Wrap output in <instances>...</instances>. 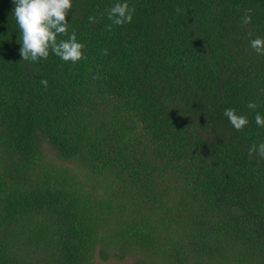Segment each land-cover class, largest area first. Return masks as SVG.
<instances>
[{
    "label": "trees",
    "instance_id": "16d2710c",
    "mask_svg": "<svg viewBox=\"0 0 264 264\" xmlns=\"http://www.w3.org/2000/svg\"><path fill=\"white\" fill-rule=\"evenodd\" d=\"M128 2L132 22L109 30L113 0H74L67 19L86 48L73 65L52 54L23 60L13 0H0V145L24 157L16 203L47 215L30 240L53 264H89L96 245L132 264H264V157L248 155L264 128L247 108L255 100L264 113V56L248 47L249 32L264 36V0ZM104 98L109 119L129 116L121 132L135 144L110 164L94 158ZM227 107L248 115L243 131ZM45 147L85 179L51 181ZM130 156L135 182L122 177L135 170ZM116 175L126 183L108 194ZM9 250L0 237V264H28Z\"/></svg>",
    "mask_w": 264,
    "mask_h": 264
},
{
    "label": "rangeland",
    "instance_id": "374dc122",
    "mask_svg": "<svg viewBox=\"0 0 264 264\" xmlns=\"http://www.w3.org/2000/svg\"><path fill=\"white\" fill-rule=\"evenodd\" d=\"M112 102L110 99L101 100L100 103L103 104L99 111V116L95 118L94 124L97 127H103L105 130L99 129L102 134L103 139H100L97 143L98 150L101 151L99 154L96 153L94 158H96V162L98 163L103 158L104 161H108L109 164L112 161H116V158H119V153L126 151H133L135 148V144L133 143L132 135H125L121 132V123L120 121L126 124V127L132 125L131 120L128 115L125 113H121L119 118L109 119L108 112H111L108 108L107 103ZM112 113V112H111ZM100 116H105L107 126L103 124L101 119H98ZM110 120V121H108ZM108 141L111 142L110 149H106V144ZM43 150L44 162L47 167H51L52 170L55 169L51 175V181L55 180L58 182H73L78 184L79 182L85 179V170L81 168H77L74 164L70 162H60L55 159L52 151L48 150L45 147ZM104 151V152H103ZM3 153H6L10 156L9 164L4 162ZM109 154V156H108ZM100 155V156H99ZM24 157L21 156L19 152L14 151L11 146L8 145H0V237L3 240V244L6 248H10V252L18 253V255L23 256L24 259L30 264V257L33 260L32 264L42 263V264H53L52 255L49 251H42L41 242H34V240H30L29 230L36 229L39 227L41 223H45L47 220V215L44 211L40 213H34L28 207L20 206L16 203L17 196L14 194L16 187L21 184L22 174L20 171L19 165L23 162ZM131 164L134 169L131 171V174L125 173L122 177H127L129 181L135 182L136 176L135 172H137L136 167L138 166V159H135V156H130ZM16 166L17 172L13 171V167ZM44 169V167H42ZM130 170L124 171L129 172ZM121 173V171H117ZM122 177L116 175L114 183H112V187L109 189V193H115L116 190L120 188V185L124 186L126 182L122 180ZM42 178V177H41ZM50 182H48L49 185ZM99 183V181H98ZM54 185H49L48 188H52ZM87 187V186H86ZM24 186L20 187L22 190ZM112 188V189H111ZM99 192L107 191L108 188L101 183L98 184ZM104 199V198H103ZM27 212V213H26ZM26 214H30V217H26ZM99 235L106 236V230L100 231ZM112 248L104 245H96L91 254V259L89 264H132V258L126 256L120 259V256L113 255Z\"/></svg>",
    "mask_w": 264,
    "mask_h": 264
},
{
    "label": "clouds",
    "instance_id": "9594fccd",
    "mask_svg": "<svg viewBox=\"0 0 264 264\" xmlns=\"http://www.w3.org/2000/svg\"><path fill=\"white\" fill-rule=\"evenodd\" d=\"M74 0H13L14 8L12 16L18 26L19 33L17 43L20 45L19 52L23 60L38 62L46 60L50 54L55 55L64 62L75 65L85 59L86 45L77 38L75 29L70 31L67 17L71 13ZM179 11V9H177ZM251 9L245 10L242 17L243 24L252 22ZM134 8L130 7L128 0H113L106 8L107 19L111 22L106 27L111 30L113 25L122 26L133 20ZM90 16V21H95ZM66 35L67 39L58 38ZM248 47L258 56H264V36L248 33ZM107 51V50H105ZM41 83L47 85L46 80ZM257 101L250 100L247 108L255 112V124L264 128V113L258 111ZM223 116L237 131H243L250 120L247 114L238 112L235 107H227L223 110ZM255 152L259 157H264V141L253 144L248 150L249 158Z\"/></svg>",
    "mask_w": 264,
    "mask_h": 264
}]
</instances>
